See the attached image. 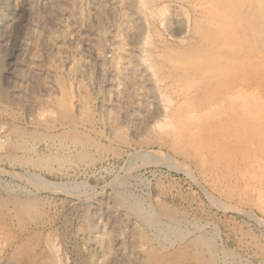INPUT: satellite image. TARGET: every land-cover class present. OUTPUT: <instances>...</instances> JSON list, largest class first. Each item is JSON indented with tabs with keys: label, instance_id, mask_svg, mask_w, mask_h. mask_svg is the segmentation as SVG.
Returning <instances> with one entry per match:
<instances>
[{
	"label": "rangeland",
	"instance_id": "rangeland-1",
	"mask_svg": "<svg viewBox=\"0 0 264 264\" xmlns=\"http://www.w3.org/2000/svg\"><path fill=\"white\" fill-rule=\"evenodd\" d=\"M151 1L159 127L47 60L31 0H0V264H264V0Z\"/></svg>",
	"mask_w": 264,
	"mask_h": 264
},
{
	"label": "bare ground",
	"instance_id": "bare-ground-1",
	"mask_svg": "<svg viewBox=\"0 0 264 264\" xmlns=\"http://www.w3.org/2000/svg\"><path fill=\"white\" fill-rule=\"evenodd\" d=\"M31 1L44 19V23L40 27L39 38L43 54L46 55L47 60L52 59L60 64L67 71V74L71 75L78 83L85 79V76H88L89 71L96 69V74L105 77L103 86L105 91H107L104 94L107 93L108 95L107 97L105 96L106 103H108L109 107L117 108L124 121L132 122L136 120L138 111L142 113L154 111V114L149 119L153 126L166 120L168 104L170 105L171 103H169L170 99L169 97L167 98V94L162 88V78L160 80L156 75L157 72L155 71V73L152 68L153 62L151 63V43L149 44V38L153 35L149 37V34L152 23H155L156 26L157 23H160L163 28L167 23H165V18H163L164 13L162 10H159L151 0ZM32 3L30 2L31 5ZM72 7L76 8L75 19L70 13V8ZM47 20L48 22H54L60 29L55 32L48 29ZM101 25L103 26L102 28ZM181 39L183 38L181 37ZM39 73L46 77V81L40 89L43 96L56 92L55 90L57 89L53 84L55 80L52 78V72L47 69L39 71ZM39 76L41 77V75ZM31 83L34 84L33 81ZM80 91H77L78 94ZM132 93L137 95L139 104L129 101ZM78 103L80 104V102ZM78 103H75V105ZM77 107L79 108V106ZM28 110L29 108L27 107L26 111ZM171 125L173 126L172 123ZM170 129L172 131L174 128L170 127ZM108 130L111 129L109 128ZM257 168L260 167L258 166Z\"/></svg>",
	"mask_w": 264,
	"mask_h": 264
}]
</instances>
